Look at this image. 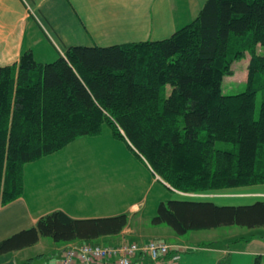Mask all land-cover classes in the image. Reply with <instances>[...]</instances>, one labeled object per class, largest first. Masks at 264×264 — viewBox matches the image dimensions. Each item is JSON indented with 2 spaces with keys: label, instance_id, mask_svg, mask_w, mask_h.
Segmentation results:
<instances>
[{
  "label": "trees",
  "instance_id": "16d2710c",
  "mask_svg": "<svg viewBox=\"0 0 264 264\" xmlns=\"http://www.w3.org/2000/svg\"><path fill=\"white\" fill-rule=\"evenodd\" d=\"M258 44L264 48V0H205L194 19L163 39L69 46L49 62L25 50L17 63L0 65V205L21 194L26 163L108 127L174 192L158 202L152 224L178 235L264 227V199L220 205L198 194L264 184ZM243 51L250 54L245 87L225 93L223 77ZM127 223L126 213L73 218L53 210L1 239L0 261L40 237L94 241Z\"/></svg>",
  "mask_w": 264,
  "mask_h": 264
},
{
  "label": "crops",
  "instance_id": "0c3cea01",
  "mask_svg": "<svg viewBox=\"0 0 264 264\" xmlns=\"http://www.w3.org/2000/svg\"><path fill=\"white\" fill-rule=\"evenodd\" d=\"M204 1L0 0V65L17 63L25 50H30L37 61L49 62L63 54L69 46L104 47L163 39L194 19ZM105 131L106 128L99 135L81 136L73 140L75 149L69 157L73 160L77 157L73 152L90 151V147L84 143L101 136L113 140L110 131L108 134ZM37 160L23 166L21 194L0 205V240L34 225L40 216L53 210H61L73 218L104 217L119 213L139 215L137 213H140L142 205L145 206L149 191L159 182L155 176H149V170L142 161L137 165L142 166L144 172L138 169L125 170L134 172L137 178L128 179L120 174L118 177L123 179L117 178L111 191L108 177L100 174L102 171L96 170L100 168L97 166L85 169L82 165L81 169H73L74 177L67 174V168L54 172L48 170L45 176L36 179L31 166ZM59 172L66 176L56 177ZM123 182L131 185L135 183V187L132 185L133 191L124 190ZM42 185L48 189V197L42 189L40 191ZM160 186L165 187L161 183ZM215 192L219 193L216 198H250L254 202L264 199V184ZM155 201L153 198L152 203ZM212 229L191 230L183 237L176 235L177 240L169 242L185 246L178 264H264V227L251 228L260 232L248 237L235 234L223 238L210 232ZM127 230L132 231L128 224L118 233L119 236L126 237ZM149 239L162 240L158 237L137 240L143 242ZM40 241L41 237L32 245ZM25 260H21V263L25 264ZM56 263L50 260L44 264Z\"/></svg>",
  "mask_w": 264,
  "mask_h": 264
},
{
  "label": "rangeland",
  "instance_id": "374dc122",
  "mask_svg": "<svg viewBox=\"0 0 264 264\" xmlns=\"http://www.w3.org/2000/svg\"><path fill=\"white\" fill-rule=\"evenodd\" d=\"M257 52L263 53L264 48L258 44L257 46ZM250 58V54L247 51H243V53L237 57L231 66L232 71L229 74H226L223 77V80L221 82V88L222 91L228 94H233L240 92L245 87V79H246V70L248 61ZM169 91V87H168ZM264 97V92H257L256 94V108L258 109L259 104L261 103L262 99ZM107 127V126H106ZM106 134L109 133V128H106L105 131ZM84 145H87L90 147V151L87 152H73L74 157L73 160L69 157V154L71 151H74L75 146L73 145V142L68 143L64 148L59 150L57 153L49 154L46 157L42 158L41 160H37L35 164H33V170L36 173V179L39 176H45L48 173V170H51L54 172L55 170H63L65 168L68 169L67 174L73 175L75 171L73 169H81L82 165L83 168L87 169H93L95 166L100 167L96 170H101L102 174L104 176H107L109 179V190L111 191L112 184L116 179H121L122 177H118V175L122 174L124 178L128 179H135L137 178L136 174L134 172H125V170H133L138 169L142 172H144V168L142 166L137 165V163H142L141 160L130 150V148L122 141L113 138L111 140L107 136H101L99 138H96L94 141L86 142ZM82 157V161L81 160ZM40 159V158H39ZM129 168V169H128ZM148 168V167H147ZM149 170V176L157 179L156 175H153L151 170ZM63 173H58L56 177H64ZM133 177V178H132ZM123 179V178H122ZM126 181V180H125ZM31 183V181H29ZM124 183V190L131 189L133 191V186L135 187V183L128 184L126 182ZM162 184V183H161ZM45 185H42L40 188L43 190L44 194L48 197V189L44 188ZM138 192V189L136 190V194ZM148 193V192H147ZM173 191H170L169 189L163 188L160 186L159 182H156L155 186L151 188L147 195V201L145 202V206H141L140 213H137L139 215H132L126 213L128 215V228L132 229V231L127 230L125 231L126 237H120L119 234H112V235H106L97 238L94 241H88V240H75L70 241L66 243H60V242H53V240L50 237H41V241L38 244L28 246L16 251L7 252L4 255H2V259L7 258H14L15 262L17 264H22L21 260H25V264H44L48 261H54L56 262L60 251L62 248L68 246V245H79L82 242H89V243H98V244H110V243H117L120 240H129V239H148L150 237L152 238H160L162 240H165L167 242H171L174 240H177L176 234L170 226L167 224L161 223V224H152L150 222L151 217L156 212L157 203L160 200L168 199L173 195ZM202 196H207L209 199L214 201L216 204H247L252 202L250 198H238V197H232V198H216L217 195L219 196V193L216 194V192L207 191V192H201L198 193ZM176 195H184L182 193H179L176 191ZM185 195H193L192 193ZM222 196V195H220ZM156 200L154 203H152V199ZM127 226V225H126ZM127 232V233H126ZM210 232L215 233V235L219 236V238H223L226 236L231 235H238V236H244L248 237L251 236V234L259 233L260 230H254L245 226L241 225H224L215 227ZM157 236V237H156ZM182 235L181 237H183ZM54 247L51 248L52 245ZM15 252V253H14Z\"/></svg>",
  "mask_w": 264,
  "mask_h": 264
},
{
  "label": "built area",
  "instance_id": "2783aa9c",
  "mask_svg": "<svg viewBox=\"0 0 264 264\" xmlns=\"http://www.w3.org/2000/svg\"><path fill=\"white\" fill-rule=\"evenodd\" d=\"M183 247L159 239L82 242L64 247L58 264H178Z\"/></svg>",
  "mask_w": 264,
  "mask_h": 264
},
{
  "label": "water",
  "instance_id": "95a60500",
  "mask_svg": "<svg viewBox=\"0 0 264 264\" xmlns=\"http://www.w3.org/2000/svg\"><path fill=\"white\" fill-rule=\"evenodd\" d=\"M0 264H16L14 259H8L6 261L0 262Z\"/></svg>",
  "mask_w": 264,
  "mask_h": 264
}]
</instances>
